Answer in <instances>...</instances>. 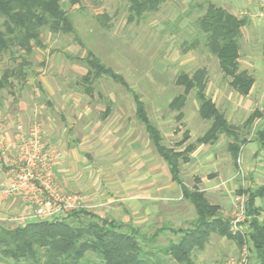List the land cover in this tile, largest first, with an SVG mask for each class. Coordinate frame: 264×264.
<instances>
[{"label": "crops", "instance_id": "0c3cea01", "mask_svg": "<svg viewBox=\"0 0 264 264\" xmlns=\"http://www.w3.org/2000/svg\"><path fill=\"white\" fill-rule=\"evenodd\" d=\"M208 1L226 9L239 19H248V24L242 29L240 38L239 63L240 70L248 72L253 79L249 93L244 95L233 88L232 78L225 76L218 59L207 52L184 51L177 57V62L181 67L180 73H191L189 72L191 68L194 71L198 69L207 71L206 95L231 125L240 127L256 114L251 126L253 138L241 143L237 162L230 153L233 160L232 167L227 162L228 157L217 154L221 152L227 141L229 144L236 142L232 137L222 135L215 144L198 143V139L211 127L212 121L201 117L196 91L193 90L189 94L186 105L181 111H176L177 114L172 121L161 119L158 125L152 120L146 103L142 98L141 100L146 106L150 120L162 132L164 139L174 137L175 134L188 133L190 138L187 143L197 142L196 149L190 155V161L182 165V174L187 173L189 179L194 180L195 183L191 187L183 180L184 184L204 192L211 204L219 206L223 216L231 220L233 200L237 192L245 191L250 199L248 192H254L264 185V151L260 150L256 141L257 132L264 129V17L261 14L262 0ZM85 57L65 56L66 59L83 67L85 73L82 74L80 84L83 86L84 94L93 99L96 93L95 84L109 77L103 76L95 81L91 93L87 92V87L81 80L88 73V68L85 63L77 60ZM129 86L132 91L121 87L133 101V115L126 113L111 96L104 106H97L99 112L96 116L88 105L80 106L79 112L76 111L78 104L71 105L75 112L70 114L75 118H66L68 124L63 125L62 136L55 135L53 129L50 133H46L48 143L60 154L54 167L59 186L62 191L75 192L83 196L86 210L99 219L114 221L125 226L127 230H136L145 234L151 228H165L166 232L187 229L186 223L194 219L195 208L193 209L194 206L183 199L181 186L173 180L168 163L159 156L145 126L138 120L134 101V93L137 91L130 84ZM181 90L180 94L183 93V88ZM58 104L62 110H66L71 100L64 97ZM49 105L53 104L49 102ZM180 114L182 120L177 128L174 120H178ZM6 118L0 121V139L5 136L8 141H13L17 131L14 127L16 120L12 114ZM25 122L27 123L26 120L23 121ZM239 140L245 139L241 136ZM186 145L180 147V150L183 151ZM240 167L243 169L241 175ZM247 172L251 176V186L248 188L236 186V180H239L234 178L238 176L244 178ZM9 184L10 179L0 172V189H5ZM259 199L264 200V198H257L255 202L256 207L261 209L258 219L264 225V218L261 217L264 213L263 207L257 202ZM25 212L27 205L20 197L0 194L1 227L15 228L18 226L15 218ZM247 229L252 232L250 219ZM220 239V247L217 251L205 254V249L200 252L198 260H194V264L204 262L221 264L224 263L223 258L226 260L239 254L241 246L237 241ZM251 259V264H260L255 253ZM216 261L220 262L215 263Z\"/></svg>", "mask_w": 264, "mask_h": 264}, {"label": "trees", "instance_id": "16d2710c", "mask_svg": "<svg viewBox=\"0 0 264 264\" xmlns=\"http://www.w3.org/2000/svg\"><path fill=\"white\" fill-rule=\"evenodd\" d=\"M182 0H129L128 22L133 23L156 14L163 4ZM82 0H70L71 5H80ZM198 8L201 15L196 20L197 34L183 43L184 51H204L216 57L226 77L232 78L231 86L241 94H248L253 79L248 72L240 70V38L248 19H239L226 9L211 2H195L191 9ZM192 12L185 14L187 18ZM48 29L53 35H76L73 20L65 8L64 0H0V55L9 56L12 63L0 78V91L23 85L31 66L30 58L36 48L45 49L43 31ZM85 63L88 73L82 84L91 93L95 81L107 76L132 91L126 79L107 66L93 52L85 58H77ZM177 87L183 93L177 95L169 105L173 111H181L189 94L194 90L200 103V115L212 121L206 134L198 139L199 144H215L222 135L232 137L236 142L229 144L233 160L237 162L241 143V131L252 126L256 114L242 126L231 125L206 95L207 71L198 69L191 73L182 72L176 78ZM136 116L145 126L147 133L160 157L169 165L173 180L182 189L183 199L195 208L197 217L191 227L168 230L182 234L178 242L166 247L157 246L159 236L165 228L157 229L152 236L136 230H127L114 221L99 219L90 211L82 209L56 222L36 221L15 228L0 226V253L4 264H194V253L206 249L211 238H228L242 246V238L230 231V220L226 219L219 206L211 204L204 192L189 188L182 178V165L190 161L195 147L187 144L189 134L177 144L179 148L167 147L162 132L150 120L141 97L134 93ZM178 120H182L180 114ZM260 150L264 151V129L256 134ZM186 145L183 151L180 147ZM245 192L240 190L239 193ZM250 194L248 216L252 252L264 264V225L258 216L261 209L255 205L257 198H264V185Z\"/></svg>", "mask_w": 264, "mask_h": 264}, {"label": "rangeland", "instance_id": "374dc122", "mask_svg": "<svg viewBox=\"0 0 264 264\" xmlns=\"http://www.w3.org/2000/svg\"><path fill=\"white\" fill-rule=\"evenodd\" d=\"M64 1L77 34L53 35L48 29L43 31L45 49H35L30 58L31 66L28 68L25 83L16 84L13 89L0 91V121L12 114L14 120L40 124L44 130L45 144L53 148L48 143L46 133H50L53 129L55 135L62 136L63 125L68 124L66 118H75L70 114L75 112L72 110L73 105L78 104L76 111L83 104L88 105L96 116L99 112L97 106H104L108 97L112 96L126 113L133 115V101L130 95L110 78H103L95 84L96 93L93 99L84 94L83 86L80 84L82 74L85 73L83 67L66 59L65 56L83 57L88 51H93L104 64L124 76L146 103L156 125L161 119L172 121L177 112L171 110L169 105L182 92L175 84L181 71L177 57L184 52L183 43L191 40L198 32L196 20L201 12L196 7L191 9L190 5L199 1L169 2L158 13L148 14L133 23L128 22L129 0H82L80 5L75 6L71 5L70 0ZM188 12H192L190 18L185 16ZM11 64L9 56L0 55V78ZM192 69L189 72L194 71ZM64 97L71 100L66 110H62L58 104ZM49 102L53 105L50 106ZM179 123L180 120H174L177 128ZM252 131L251 127L243 129L242 138L245 140L253 138ZM185 135V133L175 134L174 137L164 139V144L167 147L179 148L177 144L184 140ZM187 144L194 145L195 149L198 145L196 141H189ZM228 144L229 141L217 154L228 157L227 162L233 167ZM182 175L183 180L193 187L195 181L189 179L187 173ZM236 178L239 180H236L238 187L240 185L241 188H248L252 184L248 172L245 173L244 178L238 176L234 180ZM257 202L263 207L264 212V200L259 199ZM194 213L193 220L196 219L195 210ZM261 217L264 218V213ZM193 220L186 223L188 228L191 227ZM156 230L157 228H151L145 234L152 236ZM181 238L182 234L164 232L159 236L156 244L166 247ZM220 241L219 237L213 236L205 254L217 251ZM200 255V252H195L193 259L198 260ZM252 256H254L253 252L251 258ZM230 258L226 260L223 258L224 263L221 264H226ZM1 259L0 253V264H4ZM172 264L176 263L172 262Z\"/></svg>", "mask_w": 264, "mask_h": 264}, {"label": "built area", "instance_id": "2783aa9c", "mask_svg": "<svg viewBox=\"0 0 264 264\" xmlns=\"http://www.w3.org/2000/svg\"><path fill=\"white\" fill-rule=\"evenodd\" d=\"M261 9L264 17V0ZM14 127L17 131L13 141H8L5 136L0 139V172L10 179L9 186L1 188L0 194L20 197L26 203L27 212L17 216L15 222L19 226L32 221L56 222L84 209L83 196L61 190L54 169L60 154L45 144L42 126L16 119ZM239 174H243L241 167ZM248 204L246 192L235 195L230 231L242 238V246L228 264H251Z\"/></svg>", "mask_w": 264, "mask_h": 264}]
</instances>
